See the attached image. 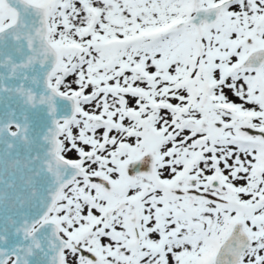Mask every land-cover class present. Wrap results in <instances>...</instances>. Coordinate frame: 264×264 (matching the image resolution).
<instances>
[{"label":"snow or ice","instance_id":"6c2138e0","mask_svg":"<svg viewBox=\"0 0 264 264\" xmlns=\"http://www.w3.org/2000/svg\"><path fill=\"white\" fill-rule=\"evenodd\" d=\"M0 264H264V0H0Z\"/></svg>","mask_w":264,"mask_h":264}]
</instances>
